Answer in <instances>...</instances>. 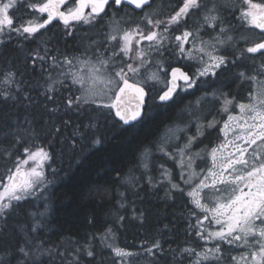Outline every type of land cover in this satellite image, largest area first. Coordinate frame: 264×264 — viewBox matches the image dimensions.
<instances>
[{
    "label": "snow or ice",
    "instance_id": "obj_1",
    "mask_svg": "<svg viewBox=\"0 0 264 264\" xmlns=\"http://www.w3.org/2000/svg\"><path fill=\"white\" fill-rule=\"evenodd\" d=\"M154 5L155 0H0V45L5 48L13 40L22 48L57 25L61 38L76 44L71 55L54 44L28 52L25 65L40 70L42 83L36 87L43 102L26 94L23 72L2 73L15 93L11 88L0 93V103H22L25 111L0 117L5 119L0 143L9 145L0 157L12 161L0 175V264H37L43 255L40 236L48 226V209L33 204L45 199L54 142L70 133L73 144L100 145L99 116L133 125L145 116L149 100L176 102L198 83L227 81L234 68L246 69L236 72L232 83L247 87V102L219 90L209 100L206 93L205 102H214L213 108L195 117L194 132H188L191 121L168 129L143 149L137 170L145 169L141 176L148 186L165 189L166 200H188L192 219L185 234L195 245H169L175 264H264V0H179L168 14ZM213 111L225 118L218 120ZM38 116H47L51 125L42 142ZM213 132L218 143L209 146ZM153 149L179 169L178 176L166 163L150 167ZM153 169L158 177L150 174ZM125 183L139 181L132 176ZM127 201L120 193L116 223L121 226L126 217L120 209ZM131 212L132 219L145 223L144 210ZM164 229L167 224L141 245L144 253L166 252ZM97 238L112 250L116 264H130L129 258L140 255L114 246L115 232L106 226L99 237L70 241L73 247L60 253L64 264L95 258Z\"/></svg>",
    "mask_w": 264,
    "mask_h": 264
},
{
    "label": "trees",
    "instance_id": "obj_2",
    "mask_svg": "<svg viewBox=\"0 0 264 264\" xmlns=\"http://www.w3.org/2000/svg\"><path fill=\"white\" fill-rule=\"evenodd\" d=\"M61 31V27L56 26L50 32H45L39 40L32 43L24 42V46L19 49L15 40L9 42L7 48L0 45V93L10 88L15 93V86L4 84L2 76V73L14 68L24 74L22 87L27 89L26 94L43 102L38 95L42 89L36 87L38 81L42 83L40 70L37 68L34 72L30 63L25 65V60L30 50L37 47L51 48L53 44L59 48L60 52L73 54L76 51V44L71 39L61 38ZM49 40L52 44L48 43ZM249 63L245 61V64ZM240 70L246 69H232L227 81H223L222 78L218 82L212 78L210 83L201 84L199 91H193L190 96L184 95L176 102L164 105L158 100H149L145 116L133 125L125 126L105 116H99L98 134L103 139L100 145H92L88 141L73 144L70 133H65L59 143L54 142L52 144L54 162L48 169L49 187L45 203L36 200L33 204V207L39 208L40 211L48 209V226L40 236V239L45 242L41 249L43 255L39 257L37 264H64L60 253L66 255L65 249L73 247L70 241H83L85 238H90L92 234L99 237L106 226L113 228L115 232L114 246L140 253L138 257L129 258L130 264H153L154 260L157 264H175L174 257L167 253L169 245L172 249L177 248V245L183 247L186 243L194 246L195 241L185 234L186 221L192 219L188 214L190 205L187 198L177 196L175 200H166L165 189L163 187L153 189L148 186L141 176L142 166L137 170V165L140 163L141 152L145 147H151L167 129H172L175 125H185L188 122L184 110H187L189 106L202 101L203 103L198 106L199 110L205 112L213 108L210 103L205 102L206 93H209L210 97L212 91H224L235 96L237 100L244 101L247 96V87L239 81L232 83L235 73ZM20 79L21 77L18 76L17 80ZM227 84H231V87H227ZM205 103L208 105L205 106ZM17 111H25L22 103L19 105L14 101H9L8 104L0 103V117ZM40 111L42 113V110ZM92 115L97 114L92 113ZM47 119V116H44L43 120L38 116L35 123L41 138L40 142L46 139V133L51 127L46 123ZM4 124L5 119H0V127ZM214 137L213 132V136L210 137L212 143L215 142ZM3 139L0 136V140ZM204 143L208 144V140ZM5 148H9L8 143H0V152ZM152 151L150 167L152 163L158 165L166 161L157 154V149ZM14 154L18 155V153ZM11 163L10 158L0 157V175L5 172L6 165L10 167ZM168 166L173 168L171 162ZM52 169L56 170L55 173ZM173 175L176 177L175 168H173ZM132 176L139 181L138 185L125 183ZM120 193L128 197L126 208L120 209V214L126 217L123 226L116 223ZM131 208L145 211L147 219L144 224L131 218ZM164 224L168 225V229H164L167 233L165 239L169 241L164 245L166 252L158 253L156 257L144 253L141 245L147 246L145 241L151 242L163 229ZM173 240L175 242H172ZM94 243L97 255L95 258H87L86 264L88 260H92L93 264H116V258L110 248L101 243L99 238ZM54 254L58 256L59 262H55L52 258Z\"/></svg>",
    "mask_w": 264,
    "mask_h": 264
},
{
    "label": "rangeland",
    "instance_id": "obj_3",
    "mask_svg": "<svg viewBox=\"0 0 264 264\" xmlns=\"http://www.w3.org/2000/svg\"><path fill=\"white\" fill-rule=\"evenodd\" d=\"M205 39H207V37L205 38ZM199 85L201 86V83H199ZM208 98H211V97H208ZM239 101V100H238ZM199 102V103H198ZM197 103H194L195 105H193L192 104V106H189L188 108H187V110H184V113L186 112V114H187V119H188V122L189 121H191L192 122V124H191V127L190 128H188V132H189V134H192L193 132H194V130H195V117L197 116V115H205V114H207L208 113V110H205V112H207V113H205L204 112V110H199V107L198 106H200L203 102L202 101H198ZM240 102H247L246 101V97H245V100L244 101H240ZM212 106H213V104L212 103H210ZM205 106H207L208 105V103L206 104H204ZM217 107H218V105H217ZM237 112H238V109L236 110ZM204 112V113H203ZM213 115H215L216 116V118L218 119V120H222V119H224L225 117L222 115V114H219L218 112H215V111H213V113H212ZM185 127V125H175L172 129H176V128H184ZM217 127H219V125H217ZM168 130V129H167ZM166 130V131H167ZM166 131L163 133V135L161 136V137H163L164 135H165V133H166ZM179 136H181V137H183L184 136V132H178L177 133ZM215 143H218V141H216L215 140V142L214 143H212V145H209V146H213ZM200 147H203V145H201ZM157 154L158 155H161L159 152H157ZM164 159L163 160H166L164 163H166V166L167 167H169L168 166V164H169V162H171V161H167V158H165V157H163ZM201 162L199 161V160H197V164L199 165ZM171 164H172V162H171ZM159 165V164H158ZM157 165V166H158ZM170 168V167H169ZM142 170H143V172L145 171V169L142 167ZM197 170H199V169H197ZM153 172V173H152ZM152 172L150 173L152 176H154V177H158L159 176V173H158V170L156 169L155 170V172H154V169L152 170ZM178 173H179V169L178 168H175V176H178ZM48 187H49V185H48ZM47 191H48V189H47ZM47 191H46V193H47ZM46 193H45V197H46ZM38 200H40L43 204L45 203L44 201H45V199H38ZM46 254V253H45ZM47 255V254H46ZM40 257V256H39ZM53 259H54V261L55 262H59L58 260V256H56L55 254L53 255V257H52ZM40 258H38V260H39Z\"/></svg>",
    "mask_w": 264,
    "mask_h": 264
},
{
    "label": "flooded vegetation",
    "instance_id": "obj_4",
    "mask_svg": "<svg viewBox=\"0 0 264 264\" xmlns=\"http://www.w3.org/2000/svg\"><path fill=\"white\" fill-rule=\"evenodd\" d=\"M225 2H227V0H225ZM178 3H179V0H155L154 6L157 7L158 10H160L161 12L168 14V13H171L173 11V8L176 7L178 5ZM191 23H192V21H189V24H191ZM57 26H59V25H57ZM201 87L202 86H199V83H198L196 88L190 89L188 92H181L179 95H180V97H183L184 95L190 96L193 94V91L197 92V90L199 91Z\"/></svg>",
    "mask_w": 264,
    "mask_h": 264
},
{
    "label": "water",
    "instance_id": "obj_5",
    "mask_svg": "<svg viewBox=\"0 0 264 264\" xmlns=\"http://www.w3.org/2000/svg\"><path fill=\"white\" fill-rule=\"evenodd\" d=\"M137 123V122H136ZM122 124V123H121ZM135 124V123H134ZM125 126H128V125H125Z\"/></svg>",
    "mask_w": 264,
    "mask_h": 264
}]
</instances>
